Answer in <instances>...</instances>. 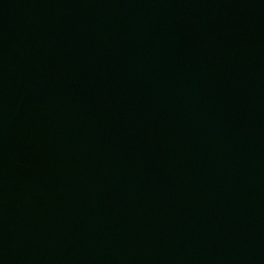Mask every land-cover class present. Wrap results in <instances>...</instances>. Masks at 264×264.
I'll use <instances>...</instances> for the list:
<instances>
[{
    "label": "water",
    "instance_id": "1",
    "mask_svg": "<svg viewBox=\"0 0 264 264\" xmlns=\"http://www.w3.org/2000/svg\"><path fill=\"white\" fill-rule=\"evenodd\" d=\"M0 264H264V0H0Z\"/></svg>",
    "mask_w": 264,
    "mask_h": 264
}]
</instances>
